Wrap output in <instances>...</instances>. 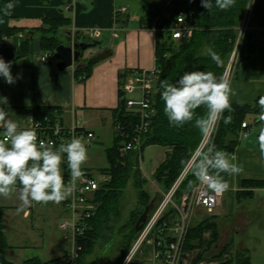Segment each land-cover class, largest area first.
<instances>
[{
	"label": "crops",
	"instance_id": "obj_1",
	"mask_svg": "<svg viewBox=\"0 0 264 264\" xmlns=\"http://www.w3.org/2000/svg\"><path fill=\"white\" fill-rule=\"evenodd\" d=\"M12 4L10 24L25 28V31L6 39L17 57L11 65L15 83L10 85L0 76V107L8 111V118L22 128H30L35 122L32 107H56L60 110L57 119L65 126L78 122L86 131L95 134L93 142H102L103 133L110 130L112 141L113 110L119 104V73L128 68L152 69L156 66V34L153 28L141 27L136 21L130 24L128 14L115 16V0H13ZM59 18L71 21L57 31V35L61 34L68 43L73 37L79 42L93 38L101 42L84 52L78 63L80 66L86 65L93 55L109 50L107 56L92 66L85 81L75 74L77 63L59 70L56 66L59 59L53 54L42 61L45 54L41 46L42 34L36 29L44 26L48 19ZM29 31H32L33 38L29 53L24 55L21 42L30 36ZM240 53L242 58L230 81L234 93L231 103L255 106L264 96V1L257 20L247 24ZM3 98H7V104ZM260 113L261 108L249 114L256 127L246 118L250 124L249 134L238 141L232 154H228L229 158L233 154L236 156L234 163L242 166L243 171L234 176L222 173L230 188L224 193L221 203L213 212L198 207L190 218L191 227L205 219H213L215 226L203 231L200 245L183 250L178 264H224L234 261L239 250H245L249 256L247 264H264V187L243 186L246 179L264 180V157L258 143L260 130L264 128V122L258 119ZM0 136H3L2 129ZM61 169L63 173L62 165ZM0 205L3 207V231L9 243L5 250L8 261L24 264L26 260L36 258L44 264L62 262L68 242L63 232L44 228L41 224L44 220L41 214L45 210L39 211L37 206L42 204L33 202L21 211L20 222L15 221L14 216L7 218L6 214L12 210ZM47 207L52 216L61 214V217L67 212L62 203L57 204L56 210L50 204ZM258 220H261L259 224ZM60 224L58 226L62 229ZM144 244L137 259L142 264H150L153 244L151 241Z\"/></svg>",
	"mask_w": 264,
	"mask_h": 264
},
{
	"label": "trees",
	"instance_id": "obj_2",
	"mask_svg": "<svg viewBox=\"0 0 264 264\" xmlns=\"http://www.w3.org/2000/svg\"><path fill=\"white\" fill-rule=\"evenodd\" d=\"M13 0H0V57L6 62L15 63V57L12 47L7 44L6 39L17 35L25 28L13 26L10 24V15L5 14V5L12 3ZM264 0H236L235 6L227 11H221L213 8L211 13L201 6V0H171L167 5V0H148L151 7L150 16L140 17V26L152 28L154 19L157 18V26L162 28L165 24H172L176 17L181 13L191 15V23L195 27L190 38L173 41L171 34L166 31H159L156 34L155 61L160 73L157 80V91L154 96V105L156 114L153 117L151 126L143 138L141 150H131L124 152L122 150L123 138L113 132L111 144L105 147V154L109 166L100 169L101 172L110 175V180L103 185L97 192V200L100 206L90 219V229L78 237V242L82 247L80 264L84 263L85 257L94 251L98 240L104 242L105 250L107 245H112L122 238L125 245L123 253L120 255L116 264H120L128 253L134 241L140 235L136 232L135 225L139 216L144 212L145 207L154 198L146 190L147 179L142 176L140 167V153L142 154L146 147L150 145H162L167 148L164 160L160 163L154 173V178L159 183L162 192H167L185 168L184 163L191 159L202 139L200 130L195 127L194 121L184 124L182 127L170 125L168 118L164 114V102L161 99L162 89L160 81L168 80L174 83L185 71L204 70L214 72L218 77L222 75L224 64L227 62L238 35V28L241 25L245 14L250 10L249 24L254 23L258 18L259 9ZM215 0H213V3ZM160 15V16H159ZM71 23L69 18L48 19L44 26L37 28L36 31L41 36V46L45 52L51 55L55 53L56 47L63 44L57 31L65 25ZM29 31L28 37L21 42L22 54L29 53V46L33 36ZM76 39V38H75ZM77 40V39H76ZM72 40H69V43ZM85 40V42H91ZM68 43V44H69ZM212 49L221 58L222 63L217 65L209 56L208 50ZM242 56L240 55L239 61ZM81 60V59H80ZM96 62L91 59L87 64L75 69V74L85 81L91 73V68ZM130 68L119 73V104L113 110L114 121H126L129 116L124 107L123 91L121 89V78ZM259 101V100H258ZM232 104V110L229 113L225 111L224 116L231 115L232 121L225 124L221 119L214 144L216 150L224 151L230 154L235 151L238 144V136L243 121L247 116L260 109L258 102L255 106L247 104ZM197 116H203L206 109L202 106L195 110ZM34 121L44 118L56 120L60 110L51 106L32 107ZM64 169L67 168L62 163ZM132 183L138 191V200L140 209H132L128 216L123 215L121 199L125 188ZM197 183L196 178L188 173L180 183L175 197H178L190 190ZM244 187L256 188L264 187V180H244ZM249 194V191H246ZM162 194L160 195V198ZM156 202V200H155ZM3 207L0 205V264H12L5 257V250L9 247L7 237L3 231L2 220ZM173 210H169L162 220L170 219ZM151 211L149 212L150 215ZM215 226L211 219H205L196 226H190L184 249L194 248L200 245L202 233L205 229ZM166 237L162 236L161 241L165 244ZM100 257H98L99 259ZM97 259V260H98ZM94 262V264L97 262ZM249 256L245 250L236 252L234 261L224 264H247ZM24 264H44L36 258L25 261ZM46 264V263H45ZM60 264H68L66 255L62 258Z\"/></svg>",
	"mask_w": 264,
	"mask_h": 264
},
{
	"label": "clouds",
	"instance_id": "obj_3",
	"mask_svg": "<svg viewBox=\"0 0 264 264\" xmlns=\"http://www.w3.org/2000/svg\"><path fill=\"white\" fill-rule=\"evenodd\" d=\"M236 0H201V6L210 13L215 7L227 11L235 6ZM14 5H5V14L10 15ZM209 56L217 65L222 63L220 56L211 48ZM0 76L8 84L15 83L11 72V62L0 57ZM161 99L164 102V114L170 125L182 127L193 122L206 138L205 149L184 163L188 172L199 184L217 196L229 190L230 184L222 173L238 175L242 166L234 163L236 156L230 158L224 151L216 150L211 142V134L223 119L225 124L232 121V116H224L232 110L231 96L234 95L230 79L217 76L204 70L185 71L174 82L160 81ZM7 104V98H3ZM261 113L259 121L264 122V96L259 98ZM204 107L203 116L196 115V109ZM28 119H32L29 117ZM38 127V125H37ZM0 197L9 198L18 193L20 206L17 211H25L33 202L60 204L76 190L77 181L84 176L83 166L88 160V151L82 138L73 136L58 147L52 141L38 140L35 128H22L16 121L8 118V111L0 107ZM259 148L264 157V128L258 136ZM66 156L70 170V180L66 184L61 165Z\"/></svg>",
	"mask_w": 264,
	"mask_h": 264
},
{
	"label": "built area",
	"instance_id": "obj_4",
	"mask_svg": "<svg viewBox=\"0 0 264 264\" xmlns=\"http://www.w3.org/2000/svg\"><path fill=\"white\" fill-rule=\"evenodd\" d=\"M253 0H250L252 2ZM70 6H68L69 8ZM127 11L126 6L118 7L115 16ZM250 10L238 28L233 50L224 64L222 75L227 76L230 81L234 78L240 57V43L250 19ZM191 15L181 12L172 24H165L162 28L154 22L152 27L155 34L159 31H166L171 34L173 41L190 38L195 27L191 23ZM94 39V38H93ZM72 41H75L73 37ZM51 54L45 52L42 61H46ZM160 70L157 66L152 69L131 68L121 78V89L124 93V107L129 118L124 121H117L113 124V131L123 138L122 150L128 152L134 149L141 150L143 138L150 129L153 117L156 114L154 96L157 91V80ZM220 122L211 134V142H214ZM38 125V127H37ZM30 128H35L38 140L52 141L58 147L61 143H66L73 136L82 138L86 146L93 142L95 134L86 131L78 122L73 126H65L59 119L44 118L33 122ZM250 131V124L243 121L239 132L238 140L246 138ZM2 137V136H0ZM206 138L202 136L199 146L193 156L205 149ZM233 153V152H232ZM230 153V154H232ZM192 156V158H193ZM64 164L67 166L66 156ZM84 176L77 181L76 190L68 199L62 201V206L70 213L69 218L61 222L60 227L64 232V239L68 242L66 261L68 264H80L82 247L78 242V237L90 229V219L100 206L97 200V192L110 175L98 170L95 171L83 166ZM186 167L162 197L154 205L150 215L148 214L140 235L134 241L128 253L120 264H130L137 259V254L145 242L151 241L153 244V259L150 264H178L181 253L184 250L186 236L190 228V218L198 207L213 212L223 198L197 183L188 191L182 193L178 199L175 193L188 174ZM67 184L70 180V170L68 167L62 173ZM173 210L170 219L162 220L163 216ZM162 236L166 237L165 244L161 241ZM149 264V263H146Z\"/></svg>",
	"mask_w": 264,
	"mask_h": 264
},
{
	"label": "rangeland",
	"instance_id": "obj_5",
	"mask_svg": "<svg viewBox=\"0 0 264 264\" xmlns=\"http://www.w3.org/2000/svg\"><path fill=\"white\" fill-rule=\"evenodd\" d=\"M115 1L117 8L122 6L127 7V11L124 13V15L128 14L130 18V24H134L135 21L140 23L139 19L141 16H146V17L150 16L151 7L148 5V0H115ZM170 1L171 0H167L166 4L168 5ZM157 19L158 16L157 18L154 19V22H157ZM60 36L61 34L59 35V37ZM60 39L62 40L63 43L66 44L68 43V40L65 37L61 36ZM106 43L107 41L104 40V44ZM247 120L254 128L256 127L253 117H250L248 115ZM103 134L104 136L102 142L101 141L92 142L88 146H86L88 151V160L85 163L84 167H88L92 169L93 171H95L96 175H98L97 174L98 170L104 169L109 166L105 154V147L111 144L110 130L108 131L106 130V132H104ZM166 151L167 148H165L162 145H150L145 148L142 154L140 153L139 161L142 170V176L147 179L145 188L150 192V194H152L151 196L157 197L155 204L158 202V200H160V195L163 194V192L159 183L154 178V173L158 168V166L160 165V163L164 160ZM97 177H99V175ZM109 180L110 177L109 179H106V181H104L102 185L108 182ZM138 199L139 198H138L137 189L134 187L132 183H129L128 186L125 188L123 197L121 199L124 216H128V214L132 209H137V210L140 209L141 206L139 204ZM0 204H3L6 207H10L9 209L12 210L6 214L7 218L9 216H14L15 221H19V222L21 221V215H20L21 212L17 211L18 209L17 205H20V201L18 199V193H14L9 198L0 197ZM48 204L54 206L56 210L57 204L55 203H48ZM48 204H42L37 206L39 211H41V209H43V211L45 210V213L43 212L41 214L43 215V219H44L43 221H41L42 222L41 224H43L44 228L51 227L56 231L60 230V232L62 233L63 230L59 228L58 223H61L62 221H64V219L69 218L70 213L64 212L61 217H60L61 214L52 216L48 213V209H46L48 208L47 207ZM10 205H12V207ZM197 209H195L196 210L195 212H197ZM212 221L214 222L213 219ZM257 222L259 224L261 220H258ZM103 247H104V242L102 240H98L95 245L94 251L85 257L83 264H94V262L98 259V257H101V264H116L120 255L123 253L125 245H123L122 238H120L117 240V242H115L112 245V247L110 248L108 247V249L102 251Z\"/></svg>",
	"mask_w": 264,
	"mask_h": 264
},
{
	"label": "water",
	"instance_id": "obj_6",
	"mask_svg": "<svg viewBox=\"0 0 264 264\" xmlns=\"http://www.w3.org/2000/svg\"><path fill=\"white\" fill-rule=\"evenodd\" d=\"M101 44V42L97 39H92L91 42H79L75 39V41H71L69 44H60L56 47L54 56L59 59L56 66L59 70H64L68 67H72L77 63V66L80 59L83 57L84 52L93 46H97ZM109 50H104L101 53L93 55L90 59L94 62H97L107 56ZM157 197H154L151 202L145 207L144 212L139 216L135 230L136 232H140L147 221L148 214L153 210L155 205V200ZM110 245H107L105 249H108ZM95 264H101V257L97 260ZM130 264H142V262L138 259H134Z\"/></svg>",
	"mask_w": 264,
	"mask_h": 264
}]
</instances>
